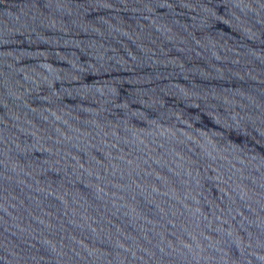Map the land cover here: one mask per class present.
I'll list each match as a JSON object with an SVG mask.
<instances>
[{
    "label": "water",
    "instance_id": "95a60500",
    "mask_svg": "<svg viewBox=\"0 0 264 264\" xmlns=\"http://www.w3.org/2000/svg\"><path fill=\"white\" fill-rule=\"evenodd\" d=\"M0 264H264V0H0Z\"/></svg>",
    "mask_w": 264,
    "mask_h": 264
}]
</instances>
